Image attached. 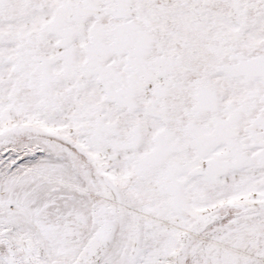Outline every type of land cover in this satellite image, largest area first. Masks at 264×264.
Returning a JSON list of instances; mask_svg holds the SVG:
<instances>
[{
    "label": "snow or ice",
    "instance_id": "snow-or-ice-1",
    "mask_svg": "<svg viewBox=\"0 0 264 264\" xmlns=\"http://www.w3.org/2000/svg\"><path fill=\"white\" fill-rule=\"evenodd\" d=\"M0 264H264V0H0Z\"/></svg>",
    "mask_w": 264,
    "mask_h": 264
}]
</instances>
